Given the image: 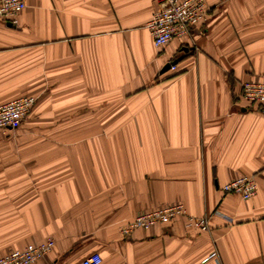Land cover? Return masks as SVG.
I'll use <instances>...</instances> for the list:
<instances>
[{"label": "crops", "instance_id": "0c3cea01", "mask_svg": "<svg viewBox=\"0 0 264 264\" xmlns=\"http://www.w3.org/2000/svg\"><path fill=\"white\" fill-rule=\"evenodd\" d=\"M205 1L190 41L160 50L159 0H24L0 20V104L35 98L0 133V257L50 238L33 264H264V112L238 98L264 80V0ZM244 175L250 199L221 190ZM178 204L208 231L176 217L121 235Z\"/></svg>", "mask_w": 264, "mask_h": 264}, {"label": "built area", "instance_id": "2783aa9c", "mask_svg": "<svg viewBox=\"0 0 264 264\" xmlns=\"http://www.w3.org/2000/svg\"><path fill=\"white\" fill-rule=\"evenodd\" d=\"M24 7V0H0V20L15 23L16 16ZM207 11L208 6L205 0H159L157 9L146 25L154 48L160 50L173 39L187 44L191 39V29L205 22ZM169 70H176L175 65H171ZM238 98L264 112V80L243 82ZM34 103L35 98L23 96L0 104V133L17 131L28 117ZM221 190L247 200L255 194L256 182L253 176L244 175L222 185ZM176 217H184L188 227L202 232L209 229L206 216H190L185 208L178 204L138 213L130 222L120 227V233L127 237L138 229L147 230L156 225H167ZM53 245L54 241L47 238L41 243L12 250L0 257V264H33L45 258ZM209 259L219 264L215 251L208 256L207 260ZM100 263L101 258L98 254H92L81 262V264Z\"/></svg>", "mask_w": 264, "mask_h": 264}, {"label": "water", "instance_id": "95a60500", "mask_svg": "<svg viewBox=\"0 0 264 264\" xmlns=\"http://www.w3.org/2000/svg\"><path fill=\"white\" fill-rule=\"evenodd\" d=\"M176 61H171L170 63H167L164 65V67L161 69V74L168 71L171 65H174Z\"/></svg>", "mask_w": 264, "mask_h": 264}]
</instances>
